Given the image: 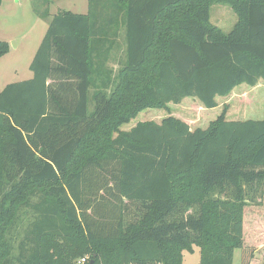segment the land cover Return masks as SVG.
I'll return each mask as SVG.
<instances>
[{
  "label": "trees",
  "instance_id": "trees-1",
  "mask_svg": "<svg viewBox=\"0 0 264 264\" xmlns=\"http://www.w3.org/2000/svg\"><path fill=\"white\" fill-rule=\"evenodd\" d=\"M88 3L52 17L33 77L0 92V264L23 206L17 264H183L194 245L199 264H233L245 208L264 202V117L229 105L264 81V0ZM214 4L237 14L230 32ZM190 99L222 111L198 127L171 112ZM145 110L165 116L123 128Z\"/></svg>",
  "mask_w": 264,
  "mask_h": 264
},
{
  "label": "rangeland",
  "instance_id": "rangeland-1",
  "mask_svg": "<svg viewBox=\"0 0 264 264\" xmlns=\"http://www.w3.org/2000/svg\"><path fill=\"white\" fill-rule=\"evenodd\" d=\"M88 8V0H3L0 5V41L8 42L10 48L6 55L0 57V92L9 83L32 78L30 64L54 15L61 11L87 13ZM210 20L228 33L237 22L238 16L230 6L214 4L210 8ZM116 39L108 62L115 74L125 54L123 30ZM240 93L243 94L241 97L237 94L232 98L229 104L230 113L240 114L239 116L244 114L245 118L262 119L264 117V85L261 88L246 87L240 90ZM258 97L262 99L261 102ZM222 105L221 100L220 108L207 109L196 99H190L183 107L174 106L171 112L180 113L188 117L190 122L196 123L198 127L205 128L221 113ZM164 114V110H145L123 128L128 130L134 123L145 119L157 121L165 116ZM229 119L232 118L229 117ZM31 199L36 200L35 197ZM34 216L35 213L30 207H21L8 232V239L10 238L13 244L12 264H17L18 244L30 222L34 220ZM244 223V246L242 249L235 250L233 264H264V202L262 205H249L245 208ZM199 263V246L194 245L193 252L184 251L183 264Z\"/></svg>",
  "mask_w": 264,
  "mask_h": 264
},
{
  "label": "crops",
  "instance_id": "crops-1",
  "mask_svg": "<svg viewBox=\"0 0 264 264\" xmlns=\"http://www.w3.org/2000/svg\"><path fill=\"white\" fill-rule=\"evenodd\" d=\"M33 77V76H32ZM30 78V77H29ZM263 82V83H262ZM264 85V81L263 80H261L260 82H259V85L258 86H256L255 88H261L262 86ZM260 99V98H259ZM262 101V99H260V102Z\"/></svg>",
  "mask_w": 264,
  "mask_h": 264
},
{
  "label": "built area",
  "instance_id": "built-area-1",
  "mask_svg": "<svg viewBox=\"0 0 264 264\" xmlns=\"http://www.w3.org/2000/svg\"><path fill=\"white\" fill-rule=\"evenodd\" d=\"M85 261H86V258H82L81 261H80V263H83Z\"/></svg>",
  "mask_w": 264,
  "mask_h": 264
}]
</instances>
